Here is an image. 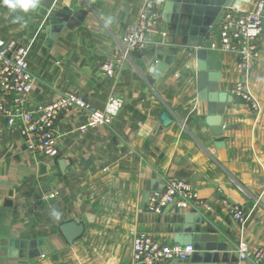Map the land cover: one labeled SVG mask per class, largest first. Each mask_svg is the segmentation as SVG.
<instances>
[{"label": "crops", "instance_id": "obj_1", "mask_svg": "<svg viewBox=\"0 0 264 264\" xmlns=\"http://www.w3.org/2000/svg\"><path fill=\"white\" fill-rule=\"evenodd\" d=\"M166 2L159 7L147 50L131 55L115 79L104 76L100 65L116 54L142 0H92L89 6L85 0H54L51 13L85 12L70 29L41 16L47 0H38L17 24L0 8V39L29 48L35 81L28 108L65 94L83 98L96 110H103L111 96L123 103L110 127L85 134L78 129L87 122L86 113H63L55 126L58 154L53 159L28 151L19 132L0 119V264H130L135 235L173 245L183 235L177 229L194 227L197 216L203 245L223 249L227 264H250L239 260L241 244L250 251L264 247V23L256 41L258 56L245 69L238 68L237 56L218 49L217 32L209 36L212 68H206V86L215 84L218 93L232 97L221 104L208 98L207 87L198 99L196 50L180 52L164 77L152 75L182 34L171 30L179 21L174 20L177 11L166 13ZM254 2H240L238 10L248 11ZM109 17L112 23L105 26ZM216 73L218 80L211 81L209 75ZM239 82L258 103V112L231 95ZM0 104L9 108V97L0 94ZM164 110L173 119L166 127L159 121ZM216 141L223 146L215 147ZM166 179L189 183L207 208L148 212V197ZM223 201L241 207L245 223L234 221ZM53 208L62 213L59 222L50 216ZM72 221L81 223L84 233L68 245L60 227Z\"/></svg>", "mask_w": 264, "mask_h": 264}, {"label": "built area", "instance_id": "obj_2", "mask_svg": "<svg viewBox=\"0 0 264 264\" xmlns=\"http://www.w3.org/2000/svg\"><path fill=\"white\" fill-rule=\"evenodd\" d=\"M165 0H142L140 12L133 24L126 28L121 44L113 58L106 59L100 65L101 73L115 79L121 65L130 60L131 55L142 54L148 48V36L159 19V7ZM264 23V0H255L248 11L225 9L218 26V49L238 57L239 69L258 56L256 41L262 33ZM212 47V45H211ZM29 48L13 41L0 39V94L9 97L10 107L0 104V119H4L9 129L19 132L26 142L28 151L36 152L48 158L57 157L58 137L55 126L60 116L76 110L88 115L87 122L78 131L85 134L99 127H110L122 108V100L111 96L103 110H96L81 97L65 94L47 105L28 108L27 97L33 89L35 77L29 70L27 61ZM240 102L249 105L252 111H259V105L239 82L230 91ZM231 218L245 223L247 216L238 205L223 201ZM169 206L188 209L193 206L207 208L198 194L187 182L166 179L164 187L148 197L146 208L153 214H160ZM192 246L178 244L165 245L150 236L140 233L131 241L130 264H163L171 260L184 261L193 254ZM240 261L250 264H264V247L249 250L247 245L238 248Z\"/></svg>", "mask_w": 264, "mask_h": 264}, {"label": "water", "instance_id": "obj_3", "mask_svg": "<svg viewBox=\"0 0 264 264\" xmlns=\"http://www.w3.org/2000/svg\"><path fill=\"white\" fill-rule=\"evenodd\" d=\"M48 5L41 9V16L51 17L58 23H64L66 28H72V25H78L74 22L75 17H79V14L73 13L70 10L64 9L59 13H51L54 0H47ZM248 0H167L165 3L166 13H173L177 11L175 22L179 21V25L172 22L171 30L178 29L182 34H179V40L173 42L175 47L171 49L173 52L169 58L160 59L156 63L152 75L154 77H164L167 69L175 63V60L180 52L184 49H192L195 51L196 57V82L197 89L199 90L198 99L203 93H206L208 88V98L223 104L225 101L230 103L232 97H227L225 93H218V87L215 84L206 86V68L211 69V63H207L209 51H211L212 42L208 40L211 34L218 31V26L222 20V13L225 9L238 10L240 2H247ZM89 6L92 0H85ZM181 12V15H180ZM172 16V15H171ZM173 40H176L174 36H171ZM211 81L218 80L219 75H209ZM205 80V81H204ZM151 81V79H149ZM205 90V91H204ZM218 112V113H217ZM218 117L223 113L222 106L216 111ZM172 117L167 110H164L159 115L160 124L166 127L172 123ZM215 147L223 146L222 141H216ZM65 163L60 162L61 169L63 170ZM171 207V206H169ZM192 217L188 218L191 221ZM196 225L194 227L179 228L177 229L178 237L174 238V243L183 246H192L193 254L186 260L182 261L184 264L191 263L196 264V259L200 264H227L229 255L227 253H221L223 249L210 250L203 245V238L200 235L202 218L197 216L195 218ZM60 233L67 242L68 245H72L77 239H79L84 233V226L81 223L75 221L66 223L60 227ZM213 252V253H212ZM237 261V260H236ZM231 262V263H236ZM228 263V264H231Z\"/></svg>", "mask_w": 264, "mask_h": 264}, {"label": "clouds", "instance_id": "obj_4", "mask_svg": "<svg viewBox=\"0 0 264 264\" xmlns=\"http://www.w3.org/2000/svg\"><path fill=\"white\" fill-rule=\"evenodd\" d=\"M37 5L38 0H0V8H4L12 14L13 24L21 22L24 16L34 10ZM111 23V17L105 20V26ZM50 216L54 221L59 222L61 220L62 213L58 209L53 208L50 212Z\"/></svg>", "mask_w": 264, "mask_h": 264}]
</instances>
